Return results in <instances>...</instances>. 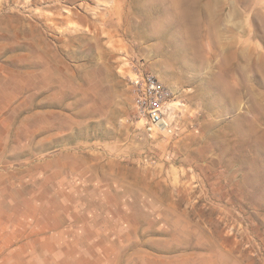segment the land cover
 <instances>
[{
	"label": "rangeland",
	"instance_id": "374dc122",
	"mask_svg": "<svg viewBox=\"0 0 264 264\" xmlns=\"http://www.w3.org/2000/svg\"><path fill=\"white\" fill-rule=\"evenodd\" d=\"M117 1L0 0V264H264V0Z\"/></svg>",
	"mask_w": 264,
	"mask_h": 264
},
{
	"label": "built area",
	"instance_id": "2783aa9c",
	"mask_svg": "<svg viewBox=\"0 0 264 264\" xmlns=\"http://www.w3.org/2000/svg\"><path fill=\"white\" fill-rule=\"evenodd\" d=\"M128 81L134 96L137 124L152 138L176 135L187 110L171 87L143 64L131 69Z\"/></svg>",
	"mask_w": 264,
	"mask_h": 264
},
{
	"label": "bare ground",
	"instance_id": "6f19581e",
	"mask_svg": "<svg viewBox=\"0 0 264 264\" xmlns=\"http://www.w3.org/2000/svg\"><path fill=\"white\" fill-rule=\"evenodd\" d=\"M117 1V0H116ZM169 0H161V4L164 5L168 2ZM118 2V1H117ZM116 2V3H117ZM118 5V4H117ZM117 5L115 7H117ZM171 6L177 10V12L179 11V7H180V3H179V0H171ZM165 7V6H164ZM118 8V7H117ZM162 8V7H161ZM119 10V9H117ZM71 17V16H69ZM179 17V16H178Z\"/></svg>",
	"mask_w": 264,
	"mask_h": 264
}]
</instances>
